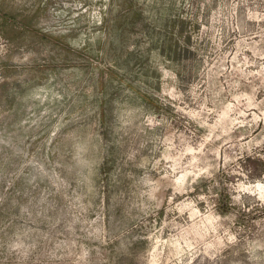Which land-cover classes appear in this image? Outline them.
Returning <instances> with one entry per match:
<instances>
[{
  "label": "rangeland",
  "instance_id": "374dc122",
  "mask_svg": "<svg viewBox=\"0 0 264 264\" xmlns=\"http://www.w3.org/2000/svg\"><path fill=\"white\" fill-rule=\"evenodd\" d=\"M0 264H264V0H0Z\"/></svg>",
  "mask_w": 264,
  "mask_h": 264
},
{
  "label": "bare ground",
  "instance_id": "6f19581e",
  "mask_svg": "<svg viewBox=\"0 0 264 264\" xmlns=\"http://www.w3.org/2000/svg\"><path fill=\"white\" fill-rule=\"evenodd\" d=\"M259 188L262 189L261 186H259Z\"/></svg>",
  "mask_w": 264,
  "mask_h": 264
}]
</instances>
